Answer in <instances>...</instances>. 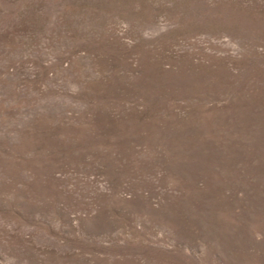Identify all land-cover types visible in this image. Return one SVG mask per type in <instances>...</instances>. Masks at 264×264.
<instances>
[{
  "label": "rangeland",
  "instance_id": "374dc122",
  "mask_svg": "<svg viewBox=\"0 0 264 264\" xmlns=\"http://www.w3.org/2000/svg\"><path fill=\"white\" fill-rule=\"evenodd\" d=\"M0 264H264V0H0Z\"/></svg>",
  "mask_w": 264,
  "mask_h": 264
}]
</instances>
